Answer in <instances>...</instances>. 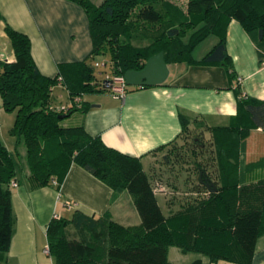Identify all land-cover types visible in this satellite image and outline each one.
<instances>
[{
  "label": "trees",
  "instance_id": "obj_1",
  "mask_svg": "<svg viewBox=\"0 0 264 264\" xmlns=\"http://www.w3.org/2000/svg\"><path fill=\"white\" fill-rule=\"evenodd\" d=\"M74 1L89 15L93 47L85 59L77 62L73 80L62 71L63 75L59 71L53 77L43 74L31 55L29 36L8 24L4 27L14 58H0V106L15 111L10 131L16 144L25 147V163L21 166L0 138V254L8 249L11 238V181L18 171L22 175L24 166L28 167L26 178L33 186L59 185L69 164L76 162L112 188L127 189L141 220L126 225L108 213L95 217L80 209H75L71 217H53L47 225V240L54 264H169L170 245L203 252L213 260L222 257L249 263L264 211L260 188H238L212 167L208 170L215 171L217 178L211 179V172L201 166V160H193L196 180L185 191L208 193L200 197L187 193L178 207L166 215L156 196L157 180L143 169L140 156L105 144L99 135L87 133L82 125H63L59 115L70 114L81 106L80 102L66 111L50 106L57 81L66 82L71 99L84 92L110 91L95 79L93 66L87 65L88 58L107 48L109 74H124L127 69L143 67L146 59L159 50H163L167 63L193 60V49L207 36L217 34V41L200 60L223 62L229 67L226 23L236 18L247 29H256L264 41V0H187L186 8L173 0ZM137 39L139 42H134ZM140 39H144L142 43ZM239 102L253 123L264 129V101L240 95ZM181 119L184 125L189 121L184 114ZM241 132L237 131L238 136H244L247 128ZM174 144L171 142L165 150L174 148ZM220 146H215V155L209 151L204 156L198 151L204 148L202 140L193 135L189 150L194 157L201 155L209 162L217 158L221 163ZM162 159L165 164L173 162L165 153ZM200 172L202 178L208 177L216 184L215 191L200 182ZM246 193L249 199L244 198ZM68 224L89 236L67 238L64 228Z\"/></svg>",
  "mask_w": 264,
  "mask_h": 264
},
{
  "label": "crops",
  "instance_id": "obj_2",
  "mask_svg": "<svg viewBox=\"0 0 264 264\" xmlns=\"http://www.w3.org/2000/svg\"><path fill=\"white\" fill-rule=\"evenodd\" d=\"M5 24L29 36L36 65L50 77L60 71L73 80L75 68L79 66L77 62L85 59L93 47L89 15L74 0H0V57L12 60ZM211 35L209 45L203 50L193 53L210 35L193 49V60L168 62L169 74L163 83L128 85L123 98L112 95L109 90L89 91L80 96L78 109L61 117V123L82 125L87 133L99 135L105 144L140 156L143 169L154 181L156 177L161 178V169H164L157 161L160 152L163 157L171 142H178L188 133H193L206 145L203 136L212 145L203 148L202 155L209 151L215 155L218 148L215 146L220 144L221 163L217 158L209 162V158L201 156V166L206 170L210 166L219 175L223 173L238 188L256 186L264 197V129L253 123L239 102L240 95L264 101V41L256 29H247L238 19L230 18L225 27L228 67L223 62L200 60L218 39L217 34ZM57 89L66 97L61 103L55 100ZM52 94L53 106L71 101L64 81L54 83ZM6 111L0 106V116ZM181 114L189 119L185 125ZM13 119L11 117L10 125ZM243 128H247V132L238 136L237 131L243 132ZM0 138L3 140L1 132ZM3 142L10 148L5 140ZM164 144L162 150L155 151ZM14 148L16 153L25 150L20 143ZM189 164L194 165V162H180L174 167L188 169L186 184L192 182L193 166L190 168ZM15 180L17 184L11 186L12 233L8 249L0 254V264H54L49 247L45 251L47 225L54 214L71 217L75 209H80L95 217L108 213L113 220L126 225L141 220L127 189L112 188L76 162L69 164L59 185L33 186L26 174L19 172ZM174 180L173 184L162 182L164 188L160 190L165 192L166 186H175ZM157 181L160 186L162 183ZM244 195L249 199L247 193ZM168 196L166 194V203L183 201L181 197L170 201ZM177 207L170 205L165 214ZM168 260L169 264H207L209 261L264 264V211L249 263L222 257L213 260L203 252L177 245L169 246Z\"/></svg>",
  "mask_w": 264,
  "mask_h": 264
},
{
  "label": "rangeland",
  "instance_id": "obj_3",
  "mask_svg": "<svg viewBox=\"0 0 264 264\" xmlns=\"http://www.w3.org/2000/svg\"><path fill=\"white\" fill-rule=\"evenodd\" d=\"M93 1L98 3L100 0H93ZM173 1H176L181 6L186 8L187 0H173ZM212 37L213 36L210 35L203 42H201V44L199 45L200 47L198 46L199 48L197 47L193 53L197 54V53H199V51L203 50V48L205 46H208L209 45V40ZM143 40L144 39H140V43H142L141 41H143ZM136 41H138V39L135 40L134 42H136ZM96 61H99L100 63H104V62H106V63L104 65L101 64V65L95 66V62ZM87 65H89L91 67L93 66L92 72H93V74L95 76V79L98 82L102 83V80L111 71L110 51L108 50V48L106 50H103V51H100L98 53H95L93 56L88 58ZM84 93H87V92H84ZM55 96H56L55 100L57 102H60V103L65 101V99H66L65 94L64 93L61 94V90L60 89L55 90ZM11 117H15V111L14 110L13 111L3 112L2 116H0V132L2 134L3 140H5V142L10 145V148L9 147L8 148L11 151H13L14 155H16V157H17V159L19 161V164L21 166H23V163H25L24 159H23L25 150L23 151V153L19 152L18 155L16 154V151L14 150L15 149L14 146L16 145V139H15V136L10 131V127H11L12 124L10 125L9 122H10ZM13 121H14V119H13ZM193 135H194L193 133H188V135H186L184 138L180 139L178 142H176V144H174L175 145L174 148L167 149V150L164 151L166 156L170 157V159L173 162H169V163L165 164L163 162V159H162V153L160 152L158 154L157 161H158L159 164L162 165V168H164V169H161V172H162L161 175H160L161 178L160 177H156V180L160 181L161 183L162 182H164V183L165 182H169L170 184H172L171 182H173V180L176 178V181L174 180L176 182V185L175 186L171 185L170 187L166 186L165 187L166 188L165 192L160 190L161 188H164V185H163L164 183L160 184V186H159V184L158 185H156V184L154 185L155 189H156L158 202H159L162 210L164 211V213L168 212V208H169L170 205H171V207L172 206H178L179 202H181V201H175V202L166 203V201H165L166 194L169 195L167 198L170 199V201H171V200H173L176 197H181L182 200H183L184 195H188V194H191V195L197 194V196L200 197V196H203L206 193H208L207 191H199V192L197 191L196 193H193V191H191V193H188V194L185 193L184 194L185 190H188L189 186L195 182L196 173L194 171L192 172V180H191L192 183H190V184L187 183L186 184V182H187L186 181V177H187V175L189 176L188 169H182V170L174 169L175 164H180V162L183 163V162H186V161L189 163V160L191 162L193 160L196 161L197 159L201 158V155H198V156L196 155L194 157L190 153L189 148L192 145V136ZM201 138L203 139V141L206 142V145L203 143V147L205 149H207L208 147H210L212 145L211 142L206 140L203 136H201ZM201 149H199L198 151L199 152L203 151V148H201ZM176 154L177 155L179 154L178 156L180 157L179 159H181V161L179 159L177 160L178 156ZM191 163H193V162H191ZM189 165H190V168H192L193 164H189ZM184 167H186V166H184ZM209 168H211V167L209 166ZM18 172H20V171H18ZM27 172H28V167L24 166L22 175H23V173L26 174ZM209 172H211L210 173L211 179L213 178L215 180L217 178L216 175H215V171H209L208 170V173ZM14 182H15V184H14ZM11 184L12 185H16L17 181L15 179H13L11 181ZM184 188H185V190H184ZM118 189H124V188H118ZM176 190H178V191H176ZM66 205H68V203H66ZM54 217H57V216L54 214ZM64 230H65V236L67 238H69V239H81V237H87V235H88V233H86V232L82 233L80 231H77L72 224H68L64 228ZM192 264H195V263H192Z\"/></svg>",
  "mask_w": 264,
  "mask_h": 264
},
{
  "label": "water",
  "instance_id": "obj_4",
  "mask_svg": "<svg viewBox=\"0 0 264 264\" xmlns=\"http://www.w3.org/2000/svg\"><path fill=\"white\" fill-rule=\"evenodd\" d=\"M169 74V67L164 58L163 50L150 55L143 67L139 69L130 68L125 70L123 76L128 85H155L163 83ZM64 114L59 115L63 117ZM200 182H203L205 186L210 191H215L217 189L216 184L210 180L208 177H201V172L199 174Z\"/></svg>",
  "mask_w": 264,
  "mask_h": 264
},
{
  "label": "built area",
  "instance_id": "obj_5",
  "mask_svg": "<svg viewBox=\"0 0 264 264\" xmlns=\"http://www.w3.org/2000/svg\"><path fill=\"white\" fill-rule=\"evenodd\" d=\"M101 64L104 65V63H100L99 61L95 62L96 66L101 65ZM102 85L104 87L109 88L112 95L123 98L126 95L128 84L126 83L123 74H114V75L107 74L106 77L102 80ZM80 100H81L80 96L75 95L68 104L58 105V106L51 105L50 107L53 110L66 111L69 106L73 104L74 105L78 104ZM68 205L71 206L70 204ZM45 251H48V246L45 248ZM207 264H214V262L210 261Z\"/></svg>",
  "mask_w": 264,
  "mask_h": 264
}]
</instances>
